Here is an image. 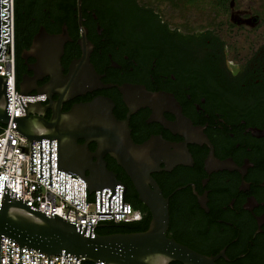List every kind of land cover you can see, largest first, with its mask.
<instances>
[{
	"label": "flooded vegetation",
	"instance_id": "obj_1",
	"mask_svg": "<svg viewBox=\"0 0 264 264\" xmlns=\"http://www.w3.org/2000/svg\"><path fill=\"white\" fill-rule=\"evenodd\" d=\"M136 3L153 9L154 29L132 13L130 0H85L93 90L59 103L50 76L30 68L34 56L27 63L21 57L20 81L27 75L30 94L41 96L43 118L54 116L57 141L69 136L59 114L102 97L111 101L117 119L127 121L136 143L160 139L183 147L179 163L166 169L163 151L152 172L169 198L170 234H178L180 225L199 229L201 253L217 257V264H264V0H201L200 16L180 22ZM60 21L50 12L33 17L23 50L31 49L42 26L58 34L67 24L71 40L61 58L66 75L83 55L81 30L78 17L77 29ZM123 85L161 96L129 116ZM75 144L87 146L88 155L73 153L71 172L84 179L128 176L108 153V173L100 172L95 139L77 136Z\"/></svg>",
	"mask_w": 264,
	"mask_h": 264
},
{
	"label": "water",
	"instance_id": "obj_2",
	"mask_svg": "<svg viewBox=\"0 0 264 264\" xmlns=\"http://www.w3.org/2000/svg\"><path fill=\"white\" fill-rule=\"evenodd\" d=\"M77 15L81 30L78 43L82 47L83 55L81 59L72 63L68 74L63 73L61 62L65 43L71 40L67 24H64L58 34L49 33L42 26L33 39L31 49L21 52V57L26 63L29 56L37 59L34 66H30L31 69L50 76L48 86L60 94L59 103L94 89L92 83L95 79L89 60L91 43L87 38V27L83 25V0H77ZM1 51L0 45V53ZM26 83L27 75H24L19 82L23 94L30 93ZM8 86L9 77L0 75V123L2 124H7L13 118V115L9 114ZM120 89L129 105V116L161 96L160 93L146 91L140 86L123 85ZM39 105L43 106L42 101L28 104L26 114L16 119L18 129L30 140L57 137L54 116L52 120L46 121L43 112L39 110ZM45 107L51 106L48 104ZM58 119H64L68 123L66 133L69 135L67 142L58 140L60 167L71 171L67 161L73 160V153L88 155L87 146L80 147L75 144L77 136L95 139L98 142L96 164L100 172L108 173L104 159L108 153L126 170L139 199L149 208L150 224L143 231L100 234L97 230H91L87 233L86 230H78L76 225L59 216L49 217L25 205L19 199L6 196L0 210L1 234L12 237L22 246L48 254H73L94 263L104 260L107 264H171L173 261L182 264H217V257L203 254L168 235L169 198L163 194L152 172L158 169L160 161L158 159L163 151L168 153L169 159L166 160V169H171L179 163L181 156L184 155L183 147L173 143L165 144L160 142V139H151L142 144L136 143L131 137L127 121L117 119L111 101L102 97L80 104L64 115L59 114ZM85 180L90 194L97 189L123 183L114 173L107 174L104 178L95 177ZM123 184L127 193V185ZM105 225L106 222L99 224V226Z\"/></svg>",
	"mask_w": 264,
	"mask_h": 264
},
{
	"label": "built area",
	"instance_id": "obj_3",
	"mask_svg": "<svg viewBox=\"0 0 264 264\" xmlns=\"http://www.w3.org/2000/svg\"><path fill=\"white\" fill-rule=\"evenodd\" d=\"M0 75L9 77V114L12 121L0 123V210L6 196L49 217L59 216L90 233L102 222L139 221L143 213L126 200L123 183L97 189L90 198L84 178L62 169L55 138L30 140L18 129L17 118L26 114L30 102L41 96L23 94L16 75L15 0H0ZM73 254H48L22 246L0 233V264H83ZM95 264H107L98 260Z\"/></svg>",
	"mask_w": 264,
	"mask_h": 264
},
{
	"label": "trees",
	"instance_id": "obj_4",
	"mask_svg": "<svg viewBox=\"0 0 264 264\" xmlns=\"http://www.w3.org/2000/svg\"><path fill=\"white\" fill-rule=\"evenodd\" d=\"M132 6V13L139 18L141 22L147 26L148 30L154 29L156 14L152 8L145 6H138L136 0H130ZM85 6V0H83V9ZM46 9V12L44 11ZM50 12L52 16L62 22H67L71 28L77 29V0H15V45H16V75L17 82L19 84L20 78L23 72V59L21 58V52L26 46V38L33 17ZM72 17L68 19V16ZM157 17V16H156ZM68 20V21H67ZM42 22V21H41ZM44 24H47V20L44 19ZM36 26L34 30H37ZM119 179L128 186L126 193V200L132 204L135 209L140 210L143 213V218L139 221L130 222H113L107 221L105 226H98L97 232L100 234H110L115 232H135L146 230L151 221V213L149 208L139 199L138 194L132 184L130 178L125 174ZM93 194H90V198ZM182 227V228H180ZM179 233L174 232L169 234L174 236L177 240L187 244V246L201 252L199 243L201 242V231L199 229L192 228L188 225H180ZM83 264H95L94 262L84 259ZM171 264H182L179 261H173Z\"/></svg>",
	"mask_w": 264,
	"mask_h": 264
},
{
	"label": "rangeland",
	"instance_id": "obj_5",
	"mask_svg": "<svg viewBox=\"0 0 264 264\" xmlns=\"http://www.w3.org/2000/svg\"><path fill=\"white\" fill-rule=\"evenodd\" d=\"M142 3L153 6L158 10L164 19L180 22L181 18L189 21L194 16H200L201 0H175L169 5L168 0H141Z\"/></svg>",
	"mask_w": 264,
	"mask_h": 264
}]
</instances>
